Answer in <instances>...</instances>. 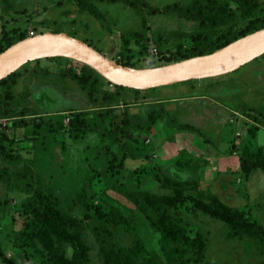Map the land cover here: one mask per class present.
I'll use <instances>...</instances> for the list:
<instances>
[{
	"label": "rangeland",
	"instance_id": "1",
	"mask_svg": "<svg viewBox=\"0 0 264 264\" xmlns=\"http://www.w3.org/2000/svg\"><path fill=\"white\" fill-rule=\"evenodd\" d=\"M190 1L140 0L143 7L137 11L123 3L93 0H0V51L7 38L16 40L19 34L32 37L63 31L88 41L118 64L140 69L159 68L168 65L165 58L191 46L189 35L198 31L199 25L175 14L153 16L148 14V8L188 4ZM257 1L259 8L255 15L264 17V0ZM231 8L238 28L247 26L250 18L235 5ZM39 64L55 73L66 67L65 61L52 58L40 59ZM35 65V61L30 62L17 71L20 78L13 87L17 98L27 89L34 92L40 82L46 81L33 75ZM43 85L49 96L55 99L57 93L53 88ZM100 86L115 91V86L107 80H103ZM65 90L63 94L60 92L62 96L55 106L62 111L37 115L44 111L31 97L27 104L30 106L28 116L0 119V142L3 140L0 167H9L13 173L26 165L33 168L34 175L43 180L45 189L54 194L62 209L80 219H85L88 211L82 208L76 197L86 177L98 173L107 187L121 183L132 190H146L156 195L170 194V189L164 188L167 176L178 180H199L198 190L193 193H201L203 199L215 195L229 207L250 213L264 226V170L257 169L251 174L242 170L245 158L254 154L264 157V126L254 119L264 120V55L223 76L159 87L154 92L142 94L136 104L131 103L135 99L132 92H122L124 101L129 104H121L114 112L115 117L106 119L99 117L106 110L93 108L76 87ZM70 109L82 112L95 125L102 126L105 120L108 129H111L113 120L119 122L124 116L130 118L133 124L125 129L126 140L137 142L136 145L149 157L122 161L120 149L101 136L102 139L87 137L82 140L81 134L79 140L75 138L76 133H63L45 138L46 129L42 128L37 131L35 140L24 141L34 136V126L11 128L19 120L33 123L40 116L60 120L68 126L69 119L75 114L70 113ZM153 115L158 116L156 122L151 119ZM138 124L141 127L137 129ZM8 156L20 159L19 163H10ZM193 168L197 174L192 173L190 169ZM143 169H147L145 175L140 173ZM156 171L160 173V180L155 178ZM32 195L30 191L9 188L0 180V246L4 255L15 264H42V252L24 244L19 237L29 219L25 204ZM102 196L109 203L118 201L128 208L134 207L113 190L104 191ZM195 223L207 234L208 262H264V246L250 238L228 240L225 223L204 214ZM90 224L87 232L90 264H104L93 221ZM141 237L149 250L159 251L160 235L155 230L148 227L141 232ZM0 264L6 263L0 260Z\"/></svg>",
	"mask_w": 264,
	"mask_h": 264
},
{
	"label": "trees",
	"instance_id": "2",
	"mask_svg": "<svg viewBox=\"0 0 264 264\" xmlns=\"http://www.w3.org/2000/svg\"><path fill=\"white\" fill-rule=\"evenodd\" d=\"M93 1L110 4L123 3L137 11L143 7L140 0ZM231 5H235L245 17L250 18L244 28H238L234 23L235 13ZM258 8L257 0H191L188 4L173 3L162 8L150 7L148 14L153 16L175 14L181 19L197 22L199 25L198 31L189 35L192 44L188 49L178 50L169 58H165L166 63L170 64L213 53L241 37L264 29V17L255 15ZM222 28L225 30H221ZM61 32L63 31H53V33ZM68 34L77 38L74 34ZM26 38H28L27 34H19L16 40L7 38L0 53ZM85 42L94 47L88 41ZM52 59L58 62L65 61V69L55 73L41 67L39 60L35 61L33 75L38 80L46 81L40 82L37 85L38 89H33L34 92L27 89L20 98L13 93V87L20 78V72L16 71L0 81V119L28 116L30 106L27 104L30 103L31 97L34 98L33 102L44 111L36 113L37 115L59 112L61 109L57 110L55 106L59 96H62L60 92L63 94L66 92L65 89L72 88V86L85 95L93 108L106 110L104 114L99 115L103 119L109 116L115 117L114 112L121 104H129L124 101L122 92H132L135 99L131 103L136 104L142 94L157 90L154 88L144 92L116 85H114L115 91L105 90L100 86L105 79L90 66L66 57ZM124 66L129 67L130 65L124 64ZM197 81L201 80L179 84H191ZM43 83L53 88L57 93L55 98L57 100L49 96L43 88L45 87ZM76 111V109L69 110L70 113L75 114L69 119L68 126L62 124L60 120L40 116L33 123L25 119L19 120L11 128L34 126V136L25 138L24 141L35 140L37 131L42 128L46 129L45 136L43 135L45 138L47 135L60 136L63 133H76L75 138L79 139L81 134L84 137L83 135L88 133H95L108 139L120 149L122 161L149 157L136 145L137 142L129 143L126 140L125 129L133 124L130 118L124 116L119 122H114L112 119L111 129H108L105 120L102 126L95 125L87 120L82 112ZM157 118V115H153L151 119L156 122ZM254 119L264 126V120ZM139 127H141L140 124L137 125V129ZM197 133L201 135L200 132L197 131ZM129 137L132 138V136ZM2 146L3 140L0 142V148ZM8 159L12 164L20 161L13 156H8ZM17 169L13 173L9 167H0V180L9 188H17L22 192H33L31 200L25 204V212L29 219L19 237L24 244L42 252L40 255L42 264H90L87 232L92 225L91 221L94 224L93 230L104 264H212L207 261L209 248L207 234L195 223L201 214L214 221L225 223L228 227L226 236L228 240L250 238L258 245L264 246V226L253 219L250 213L229 207L215 195L203 199L201 193H193L192 191L198 190L199 180L192 178L178 180L167 176L164 188L170 189V194L156 195L146 190H132L121 183L107 187L101 175L97 173L95 176L86 177L76 197L82 208L88 211L84 216L85 219H80L62 209L54 194L49 189H45L43 180L37 179L36 174L34 175L33 168L26 165ZM182 169L188 170V168ZM257 169L264 170L263 156L254 154L242 161V170L246 174H251ZM190 170L193 174L198 173L196 168ZM146 172L147 169H143L140 173L145 175ZM154 174L155 178L160 180L159 171ZM107 190L120 194L134 207L128 208L118 201L115 204L109 203L102 196V193ZM72 202L76 204L74 199ZM148 227L160 235L159 251L149 250L141 237V232ZM0 260L6 264H15L4 255L1 246Z\"/></svg>",
	"mask_w": 264,
	"mask_h": 264
},
{
	"label": "water",
	"instance_id": "3",
	"mask_svg": "<svg viewBox=\"0 0 264 264\" xmlns=\"http://www.w3.org/2000/svg\"><path fill=\"white\" fill-rule=\"evenodd\" d=\"M264 55V29L248 34L213 53L159 68L118 64L90 44L68 33L45 32L18 41L0 53V81L40 59L66 57L82 62L116 86L136 90L168 87L191 80L216 78L237 71Z\"/></svg>",
	"mask_w": 264,
	"mask_h": 264
},
{
	"label": "crops",
	"instance_id": "4",
	"mask_svg": "<svg viewBox=\"0 0 264 264\" xmlns=\"http://www.w3.org/2000/svg\"><path fill=\"white\" fill-rule=\"evenodd\" d=\"M88 134H89V135L86 134V136L84 135V138H81V139L83 140V139H86L87 137H98V138L100 137L98 134H95V133H88ZM100 138H101V137H100ZM81 139H79V140H81ZM101 139H102V138H101ZM86 157H87V156H85V159H87Z\"/></svg>",
	"mask_w": 264,
	"mask_h": 264
}]
</instances>
